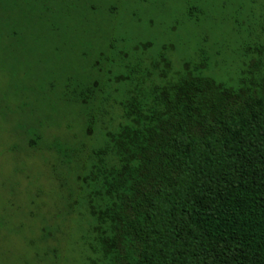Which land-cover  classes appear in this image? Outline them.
<instances>
[{
  "label": "trees",
  "instance_id": "trees-1",
  "mask_svg": "<svg viewBox=\"0 0 264 264\" xmlns=\"http://www.w3.org/2000/svg\"><path fill=\"white\" fill-rule=\"evenodd\" d=\"M57 4L66 0H0V51H29L33 19L43 33L49 16H68ZM257 5L191 0L186 43L175 29L164 43L145 40L142 23L66 28L98 51L84 72L17 89L57 93L65 118L32 113L10 148L0 138V152L22 166L9 195L29 199L12 231L37 264H264V0ZM208 22L217 37L195 46L190 27ZM82 36H101L99 46ZM36 162L49 168L41 189L28 169Z\"/></svg>",
  "mask_w": 264,
  "mask_h": 264
},
{
  "label": "rangeland",
  "instance_id": "rangeland-1",
  "mask_svg": "<svg viewBox=\"0 0 264 264\" xmlns=\"http://www.w3.org/2000/svg\"><path fill=\"white\" fill-rule=\"evenodd\" d=\"M190 1L66 0V5H56L57 11L58 13L62 12V14L71 16V18L68 16L64 17V15L62 18L59 16L60 19L49 16L47 26H41L43 33H41L42 30L39 28V24L34 22L33 19L30 32L26 36V46L29 51L15 52L14 54L0 51V95L4 96L9 93L8 96H10L9 100H6V98L2 99L3 96H0V138L5 139V145L9 148L13 145L14 136L12 134L18 120L30 118L32 113H35L38 117L65 118L66 110L58 102L57 93L50 96L47 95L43 99L42 97L34 96V93L31 92L21 94L19 91L17 92V89L24 87V85L30 86L29 88L38 87L39 78L41 80L45 79L47 86L50 88V86L57 83V80H59L58 76L63 73L74 75L84 72L86 69L85 60L90 57L89 54L93 53L95 55L98 51L80 47L78 35L73 33L66 35V28L77 30L81 24L89 22L93 25L95 31L105 30V32L110 33L118 24H124L129 27L142 23L145 25L142 36L145 40H159L160 43H164L166 41L164 39L166 38V33H171L175 29L179 35L183 34V37H180L186 43L191 35H189L187 29L181 26V23ZM257 2L258 7L263 0H257ZM214 11V19H217L216 16L220 12L215 9ZM81 13L89 15V20L84 21ZM257 13L260 14L259 10ZM218 16H221V14ZM32 17H34V14H32ZM212 24L208 22V24L199 28L190 27L195 46L203 38L209 41L211 36L217 37L212 30ZM167 27H169V30H165ZM181 38L170 36L167 37V40L175 44L177 41L182 42L179 40ZM82 39L97 46L101 41V36H82ZM188 55L187 51L183 52V58ZM225 71L228 72L227 68L224 69ZM58 112L64 116H58ZM71 119L73 118L71 117ZM52 134L54 136L61 135L58 130H53ZM18 164L14 161L12 155L0 152V221L9 224L8 229L1 228L0 264H37L34 260V251L25 248L18 236L12 231L25 222L26 213L28 212L25 208L21 211L19 207H28L29 202V199L22 194L9 195L13 181L17 178L14 175L15 169L17 167L22 168ZM28 169L35 173V177L32 179V186L41 189L47 185L44 175L41 177L40 172L45 174L44 172H48L49 168L36 162ZM45 201L52 208L55 203V195L47 196ZM51 246L57 247V243L52 241ZM68 252L67 246L62 244V255L68 257L70 255V252ZM72 263L74 264V261L69 264Z\"/></svg>",
  "mask_w": 264,
  "mask_h": 264
}]
</instances>
